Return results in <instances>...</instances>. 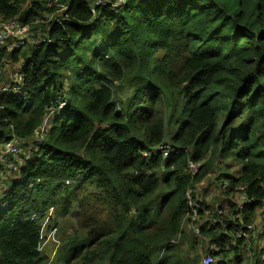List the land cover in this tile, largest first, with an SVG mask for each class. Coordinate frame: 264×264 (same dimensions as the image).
I'll return each mask as SVG.
<instances>
[{"label": "trees", "instance_id": "trees-1", "mask_svg": "<svg viewBox=\"0 0 264 264\" xmlns=\"http://www.w3.org/2000/svg\"><path fill=\"white\" fill-rule=\"evenodd\" d=\"M93 1L61 0L46 43L0 52L23 75L0 97V149L27 148L0 194V264H198L210 244L214 264H264V0ZM42 3L0 0V18L31 24ZM210 176L212 201L195 191Z\"/></svg>", "mask_w": 264, "mask_h": 264}, {"label": "built area", "instance_id": "built-area-1", "mask_svg": "<svg viewBox=\"0 0 264 264\" xmlns=\"http://www.w3.org/2000/svg\"><path fill=\"white\" fill-rule=\"evenodd\" d=\"M45 3L48 8H54V11H45L42 20H36L31 24L24 23L19 17L15 18H0V52L12 53L16 50L30 47H37L41 44L46 43L49 38V29L51 23L54 21L57 14L62 13L68 9L66 3H62L61 0H41ZM126 0H119L115 5H122ZM111 3L110 0H94L92 3V11L95 12L97 6L102 4ZM32 25V26H31ZM3 62V60H2ZM9 63V62H7ZM21 65L16 68L13 73L7 72L6 68L0 65V97L2 94H17L21 92V84L23 81V75L20 71ZM52 113V110L50 114ZM50 114L48 115L45 122L37 128L34 134V139L37 142H41L44 139V134L48 128V123L50 119ZM156 150L162 152L165 156H168L172 150V145L169 142L160 144L156 147ZM25 154V148L23 142L20 139L13 138L9 142H6L0 149V163H5L12 165L13 163L23 160V155ZM30 153H27L29 157ZM203 165V160L189 161V171L191 174L196 175L199 172L200 167ZM212 176H210L206 181L202 182L199 187L195 190L202 197L203 194L207 193V197L212 201L218 194L216 189L215 181L208 182ZM228 184H225V187ZM244 203L247 202V197L245 195L240 197ZM187 200L190 206V211L195 215L198 213L199 202L193 197L191 190L187 192ZM239 205H242L240 202ZM51 214L53 209L50 210ZM222 213V211H219ZM187 219H190L193 230L196 234H200V226L195 224L198 217L190 218L189 215ZM57 228H54L51 234L55 235ZM264 237V231H263ZM242 236V233H238ZM205 249L207 253L202 256V259L198 264H214L216 259L212 256L211 250L215 249L214 244L206 245ZM264 258V255H263Z\"/></svg>", "mask_w": 264, "mask_h": 264}, {"label": "rangeland", "instance_id": "rangeland-1", "mask_svg": "<svg viewBox=\"0 0 264 264\" xmlns=\"http://www.w3.org/2000/svg\"><path fill=\"white\" fill-rule=\"evenodd\" d=\"M39 1H41V0H39ZM31 2H32V0H28V4H30ZM42 16H43V14H42ZM36 19L42 20L43 17L36 18ZM6 59L7 58H4L3 59V62H2L3 64H5L4 67L6 68L7 72L13 73L16 70V68H18V66L20 64L15 63V62L7 63ZM21 59H23V56L21 57ZM130 91H131V86H129V85H125L122 88V92H130ZM169 135H170V133L168 134V136ZM24 148H25V150H27L26 146H24ZM18 166H19V163L17 164V162L16 163H13L12 165H9V166L8 165H3V167L0 166V168L3 170L2 171V174H1V177H0V194L3 191H5L4 188L6 187L7 180H11V178L15 176V173H16V176H19V174L17 173ZM13 170H16V171H13ZM241 172H242V167L240 165H238L237 166V171H235V174L237 176H239V175H241ZM49 214L51 215V212H49ZM262 220L264 221L263 218H262ZM55 221H56L55 220V216L52 213L51 220H49V221L46 220L44 222V226H43V229H44L43 230V235H47V236L44 239V242L42 244V248L41 249L50 257V260H53V257L55 255L57 249L61 245V243L57 239L58 238L57 235L59 234L60 230L57 229L55 235L54 234L53 235L51 234V232L53 231V229L55 227H53L51 231L50 230L49 231L47 230L48 225H53L54 226ZM257 222H259V220H257ZM187 226H185L186 229H188ZM253 245H254L255 250H256L257 246L254 243H253ZM199 250H200V245H198V247L195 250H192V248L190 247V244H185L183 246L184 253H188V252L193 251L192 256H194L195 254H198L199 253ZM202 256L203 255L201 254L200 260L202 259Z\"/></svg>", "mask_w": 264, "mask_h": 264}, {"label": "bare ground", "instance_id": "bare-ground-1", "mask_svg": "<svg viewBox=\"0 0 264 264\" xmlns=\"http://www.w3.org/2000/svg\"><path fill=\"white\" fill-rule=\"evenodd\" d=\"M194 217H198V213L196 215L193 213L192 218H194Z\"/></svg>", "mask_w": 264, "mask_h": 264}]
</instances>
